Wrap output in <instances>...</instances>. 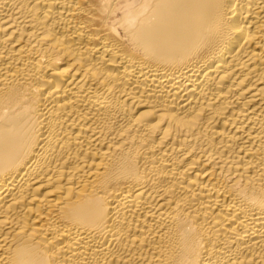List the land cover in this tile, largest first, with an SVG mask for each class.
<instances>
[{"label":"bare ground","instance_id":"1","mask_svg":"<svg viewBox=\"0 0 264 264\" xmlns=\"http://www.w3.org/2000/svg\"><path fill=\"white\" fill-rule=\"evenodd\" d=\"M0 264H264V0H0Z\"/></svg>","mask_w":264,"mask_h":264}]
</instances>
